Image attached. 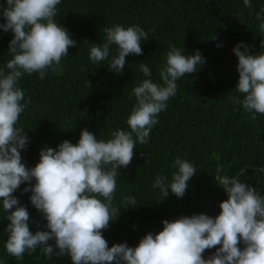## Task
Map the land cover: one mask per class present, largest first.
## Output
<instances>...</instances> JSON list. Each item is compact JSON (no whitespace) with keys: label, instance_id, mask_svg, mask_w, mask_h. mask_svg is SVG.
I'll list each match as a JSON object with an SVG mask.
<instances>
[{"label":"trees","instance_id":"obj_1","mask_svg":"<svg viewBox=\"0 0 264 264\" xmlns=\"http://www.w3.org/2000/svg\"><path fill=\"white\" fill-rule=\"evenodd\" d=\"M251 2L252 9L243 0H61L57 6V22L67 28L77 46L62 59V75L49 69L43 80L33 73L19 81L29 101L17 124L30 138L21 153L29 168L39 162L42 148H56L65 139L77 143L82 129L103 140L117 129L130 130L127 119L136 104L133 88L147 78L140 71L141 63L151 69L153 82L162 84L159 70L170 47L185 55L199 50L206 59L200 70L177 81V93L159 114L148 143L137 142L131 165L120 170L113 205L120 208L123 197L131 196L137 207L121 208L119 218L103 232L109 247L124 242L135 247L148 232L161 231L165 219L218 215L227 195L215 180L217 174L248 183L264 196V115L256 114L252 120L251 113L230 100L231 96L243 99L235 89L239 74L233 48L244 42L254 46L253 54L262 51L264 33L258 28L261 21L256 13L264 8V0ZM0 4L7 7L6 0ZM5 22L0 16V23ZM117 24L138 25L148 33V39L141 41L143 54L127 56L121 74L107 68L117 46H110L109 61L94 63L89 58L92 43L103 44L104 28ZM11 39V32L0 29V69L5 71L12 58L8 53ZM177 157L192 163L197 173L183 198L170 189L165 198L152 185L157 175L171 181ZM27 186L21 185L14 195L27 206L30 230L35 233L46 222L31 205V193H23ZM8 223L0 200V264H72L67 256L49 259L39 248L19 261L8 255ZM214 251L207 250L205 258Z\"/></svg>","mask_w":264,"mask_h":264},{"label":"clouds","instance_id":"obj_2","mask_svg":"<svg viewBox=\"0 0 264 264\" xmlns=\"http://www.w3.org/2000/svg\"><path fill=\"white\" fill-rule=\"evenodd\" d=\"M243 3L252 9L251 0ZM60 4L61 0H6L7 7L0 4V16L6 21L0 23V29L12 33L8 45L12 58L6 63L7 71L0 69V200L9 222L5 229L7 254L19 261L25 253L31 255L39 248L49 259L67 256L72 264H264V196L256 187L227 175H215L227 195L215 217L199 213L165 219L161 231L148 232L135 247L127 242L109 247L103 235L119 218L121 208L137 207L131 196L123 197L124 206L113 205L117 177L121 169L131 165L137 142L148 143L159 114L177 93V81L205 64L199 50L185 55L170 47L159 70L162 84L153 82L147 64H140L147 78L133 88L136 104L127 119L130 130L117 129L110 139L103 140L85 128L77 143L65 139L56 148H42L34 167L22 161L21 153L30 138L17 124L29 101L19 81L24 74L33 73H39L43 80L49 69L62 75V59L77 46L67 28L57 22ZM262 13L264 8L256 13V19L261 21L258 28L264 33ZM104 32L103 44L92 43L89 58L94 63L109 61L110 46L115 45L117 54L107 68L121 74L127 56L143 54L141 41L148 39V33L138 25L125 28L120 24L105 27ZM253 47L240 42L232 50L238 58L235 89L243 99L231 96L230 100L242 105L255 120L256 114L264 115V40L259 53L253 54ZM172 167L176 171L171 181L157 175L152 187L165 198L169 189L183 198L197 168L180 157ZM25 183L28 186L23 193H31V205L46 222L35 233L30 230L27 206L14 195ZM37 227L40 229L39 224ZM211 249L214 253L205 258L204 253Z\"/></svg>","mask_w":264,"mask_h":264}]
</instances>
